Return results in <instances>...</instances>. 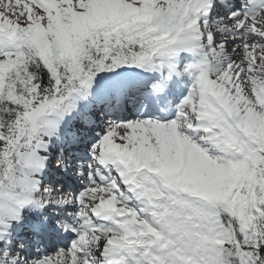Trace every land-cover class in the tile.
I'll list each match as a JSON object with an SVG mask.
<instances>
[{
	"label": "snow or ice",
	"instance_id": "snow-or-ice-1",
	"mask_svg": "<svg viewBox=\"0 0 264 264\" xmlns=\"http://www.w3.org/2000/svg\"><path fill=\"white\" fill-rule=\"evenodd\" d=\"M0 264H264V0H0Z\"/></svg>",
	"mask_w": 264,
	"mask_h": 264
}]
</instances>
